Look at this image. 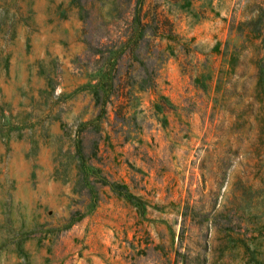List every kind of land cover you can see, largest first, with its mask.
Segmentation results:
<instances>
[{
  "label": "rangeland",
  "instance_id": "obj_1",
  "mask_svg": "<svg viewBox=\"0 0 264 264\" xmlns=\"http://www.w3.org/2000/svg\"><path fill=\"white\" fill-rule=\"evenodd\" d=\"M133 2L0 0V264H264V78L240 25L264 0H143L152 82L123 51L81 127ZM77 130L118 185L90 174L94 204Z\"/></svg>",
  "mask_w": 264,
  "mask_h": 264
},
{
  "label": "trees",
  "instance_id": "obj_2",
  "mask_svg": "<svg viewBox=\"0 0 264 264\" xmlns=\"http://www.w3.org/2000/svg\"><path fill=\"white\" fill-rule=\"evenodd\" d=\"M143 0H134L132 10L126 15L125 19L128 18L129 29L126 33L124 39L120 40L119 45L116 46L113 50H108V54L103 56V65L102 68L98 70L97 79L90 83L84 84L85 87H89L94 98V102L97 103V112L94 114L93 118L88 121L80 122L81 127L86 126L88 123H97L101 114L105 112V103L110 100V94H114V90L117 89L119 84V78L116 80L115 75L119 74V65L117 61L122 60L121 53L126 51L123 56H128L130 60L126 61L124 72L134 69V72L138 74L137 79H132L129 82H134L138 87H144L145 83L149 84L152 82V76L154 73L155 59L153 51L151 48L145 47V51L141 52L140 46L142 43L146 42L148 37L146 32L149 21L145 19L146 13L141 12V5ZM243 32L247 37H258L260 44H258V49L261 50L260 57L256 60L257 66V85H262L261 82L264 78V7L259 9V12L256 14L255 18H249L246 21L240 22ZM152 30V29H150ZM150 34L154 36H165L170 37V32L165 33L163 30L153 28V31H149ZM168 34V35H167ZM252 34V35H251ZM244 35V34H243ZM255 49L257 44L254 43ZM149 59L153 61L148 62ZM123 62V61H121ZM133 62H136L133 65ZM116 85V86H115ZM116 94V93H115ZM94 130H98V127H94ZM79 130H77L74 137V153L79 160V171L81 170V181L85 184H91L89 186L92 191L95 192V195L92 199V204L95 203L96 195V186L95 183L91 181L90 174H95L98 178H94L97 182L101 184H108L111 190H115L118 185H115L113 181H108L106 175L102 173L99 167L93 168L90 166V163H86L87 153L84 152L83 143L81 142V136L78 135ZM92 147H96V139L92 140ZM93 150V148H92ZM94 152V150H93ZM86 167V169H83ZM89 178H88V177ZM121 188H125L124 183H120ZM123 196L126 199L130 198L129 191H121Z\"/></svg>",
  "mask_w": 264,
  "mask_h": 264
}]
</instances>
